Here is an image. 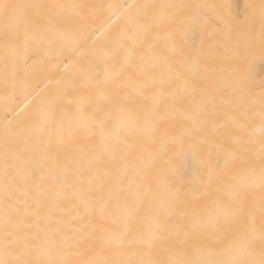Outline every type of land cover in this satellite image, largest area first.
<instances>
[{
    "label": "bare ground",
    "instance_id": "1",
    "mask_svg": "<svg viewBox=\"0 0 264 264\" xmlns=\"http://www.w3.org/2000/svg\"><path fill=\"white\" fill-rule=\"evenodd\" d=\"M148 1H62L59 78L33 87L59 113L0 134V259L264 260L262 71L247 86L188 78L178 22L189 30L204 9L192 42H214L218 2L156 0L155 45L143 35Z\"/></svg>",
    "mask_w": 264,
    "mask_h": 264
},
{
    "label": "rangeland",
    "instance_id": "2",
    "mask_svg": "<svg viewBox=\"0 0 264 264\" xmlns=\"http://www.w3.org/2000/svg\"><path fill=\"white\" fill-rule=\"evenodd\" d=\"M62 1L0 0V4L20 6L14 13L0 18V134H9L14 128L39 125L40 120H49L59 113L56 105L53 114L51 97L43 102L38 96L34 97L33 87L42 84L44 79L59 78ZM216 2L219 11L216 20L220 24L218 33H211V37L220 39L213 42L208 35L204 42L198 40L195 43L198 49L194 47L192 40L196 32L199 34L205 26L204 9L199 10L200 20L196 19L195 11L193 14L191 11L188 16L191 18L189 30L182 21L178 22L180 26L176 37L180 43H177L175 52L178 61L183 62L181 68L190 69L188 78L198 83L214 78L215 84L229 83L234 86L251 85L256 71L261 70L262 81L258 83L264 84V67L258 66L264 63V0ZM147 5L150 10L143 19V35L156 45V0H149ZM202 12L204 18L200 15ZM44 53L45 60L41 58ZM217 68L220 71L213 75L210 71ZM26 101L27 104H24ZM42 103L45 105L42 106ZM233 132L240 136L238 144L241 148L245 141L241 139L239 128ZM246 159L247 156L244 157Z\"/></svg>",
    "mask_w": 264,
    "mask_h": 264
},
{
    "label": "snow or ice",
    "instance_id": "3",
    "mask_svg": "<svg viewBox=\"0 0 264 264\" xmlns=\"http://www.w3.org/2000/svg\"><path fill=\"white\" fill-rule=\"evenodd\" d=\"M19 7H20L19 5L9 4V3L0 4V9H2L5 14L14 13L15 10ZM262 147H264V145H262ZM0 264H10V262L7 260L0 259ZM186 264H205V262L189 261L186 262ZM261 264H264V260L261 261Z\"/></svg>",
    "mask_w": 264,
    "mask_h": 264
}]
</instances>
